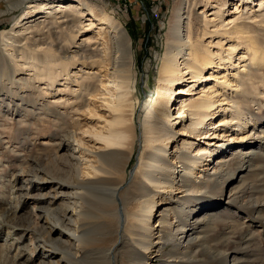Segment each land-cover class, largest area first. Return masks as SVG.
Listing matches in <instances>:
<instances>
[{"label": "bare ground", "instance_id": "1", "mask_svg": "<svg viewBox=\"0 0 264 264\" xmlns=\"http://www.w3.org/2000/svg\"><path fill=\"white\" fill-rule=\"evenodd\" d=\"M25 5L0 31V264H264V0H172L145 105L107 0Z\"/></svg>", "mask_w": 264, "mask_h": 264}, {"label": "rangeland", "instance_id": "2", "mask_svg": "<svg viewBox=\"0 0 264 264\" xmlns=\"http://www.w3.org/2000/svg\"><path fill=\"white\" fill-rule=\"evenodd\" d=\"M15 1L17 2L19 0H0V31H4V30L7 31L10 29V27L14 24L15 20L12 19L11 21H9L8 18H15L16 16H19L22 13V11H24L26 6L25 4H27V1L29 2L30 0L24 1L25 4H22L20 9L12 12L9 8L10 3L13 4L15 3ZM107 3L109 4L108 6L109 8L110 7L114 8L116 12V16L121 18L123 24L126 26L128 32L132 37L134 55L136 57V62H137V71L139 73V78L136 86L140 98L139 105H145L147 102H150V95L151 98L156 97L155 85L158 76L157 69L159 66V59L156 57L162 55V51L166 46L167 41L165 40V36L167 30L169 29V24L167 22L171 16L172 0H107ZM197 11H199V9ZM148 63L150 64L148 70L149 73L145 71V66ZM180 87L181 86L177 88L179 89ZM153 90L154 92H152ZM178 99H179V94L177 95L175 93L174 99L170 102L171 109L175 107V105L178 102ZM4 109L5 106L2 105L0 107V113H1L0 127L2 126L0 128V158L2 159L1 163L7 161L9 156L11 157V153L9 152L10 149L9 147L14 146L12 145L14 141H9L10 143L6 144L5 141L7 139L4 137L5 135L9 134V132L11 133V131L15 130V125L12 124L11 121H7L6 117L4 116L3 114L4 113L3 111H5ZM102 111H104V109ZM171 113H173L172 115L174 116L176 110L175 111L171 110ZM136 116L138 118L136 117L135 120L136 121L140 120L141 115L138 114V112ZM35 125L39 126V128H36V130H38L39 132L36 135L31 136V138L34 137L33 140L31 138H28L32 140L29 142L31 143L32 147L34 145H37L38 143H43L45 140L44 137L41 136L42 133L40 130H42V125L40 124V122L38 123L36 122ZM178 129L176 126L175 131H177ZM28 141L29 140H27L26 143H28ZM208 141L209 140H207V142ZM226 141L227 138L219 139V143L222 144L224 147H226V145L228 144L226 143ZM202 143H204V140L200 141L201 146L203 145ZM210 147L214 148V146H210ZM3 154L6 156V160H4L5 156H1ZM215 156L217 155L211 154L210 157H207L209 163L213 161V158H215ZM138 157H139V151L137 150L133 154V157L131 158L132 163L130 164V166L133 163H135V161H137ZM10 165H12V163H8L7 165L4 164V167L9 169L11 167ZM130 171L131 168H129L128 170V179L132 175ZM20 179H24V178L21 177ZM227 197H228V192L226 193L224 192L222 196L223 199L221 205L222 208L223 206L225 207L228 204ZM220 214H224V212L222 211ZM192 217H194V215H192L189 218L188 223L196 224L194 223ZM240 217L242 218V216H239V218ZM155 220H156V216H153L150 222V228H152L155 225ZM169 221L172 222L175 221V219H173V217L170 216ZM154 231L155 230H153V232ZM199 232L202 234V231L199 230ZM154 236L155 234L150 237L149 239L150 242L154 240ZM150 255L148 254L149 257ZM148 263L160 264L161 262L157 258H151L150 260H148Z\"/></svg>", "mask_w": 264, "mask_h": 264}]
</instances>
